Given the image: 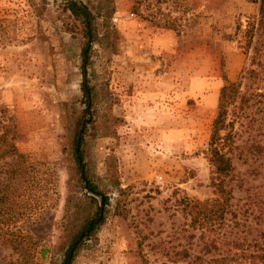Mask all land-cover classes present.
Returning a JSON list of instances; mask_svg holds the SVG:
<instances>
[{
	"label": "rangeland",
	"instance_id": "374dc122",
	"mask_svg": "<svg viewBox=\"0 0 264 264\" xmlns=\"http://www.w3.org/2000/svg\"><path fill=\"white\" fill-rule=\"evenodd\" d=\"M73 1L93 17L85 54L65 0H0V135L32 163L15 227L46 250L39 264H58L60 243L99 205L77 145L108 204L72 264H264L251 258L264 251V32L256 65L243 40L264 0ZM227 83L238 85L223 177L206 151ZM218 181L230 191L222 213ZM15 257L0 247V264Z\"/></svg>",
	"mask_w": 264,
	"mask_h": 264
},
{
	"label": "trees",
	"instance_id": "16d2710c",
	"mask_svg": "<svg viewBox=\"0 0 264 264\" xmlns=\"http://www.w3.org/2000/svg\"><path fill=\"white\" fill-rule=\"evenodd\" d=\"M165 1V0H161ZM136 1L134 4H139ZM68 11L76 18H80L86 44L84 54L90 48L92 42L91 30L93 17L89 10L82 4H78L73 0H65ZM135 9V8H133ZM256 32H264V8L261 14L255 20L248 21L246 28L243 31V40L247 49H251L249 66L256 65L255 60L260 51H257L255 45H259L260 40L253 42ZM253 42V43H252ZM264 53V49L262 50ZM86 60V59H85ZM84 62V56H83ZM251 75L255 72L253 69H248ZM237 85L227 83L222 86L218 92L216 115L212 121L211 131L207 143V155L209 163L213 166L214 172L217 176H227L231 171L229 160L221 152L224 136L221 132L225 126L226 110L229 105L235 102ZM84 88V87H83ZM87 94V93H86ZM87 96V95H86ZM74 161L77 165V172L83 188L93 197L99 199V205L93 212L85 217L78 228L70 234L64 241H62L57 252H61L58 264H72L77 252L82 247L83 243L90 239L98 226L103 222L105 207L108 204L107 197L98 190V188L90 181L82 163V153L78 145L74 149ZM0 158H7L5 163L6 169L1 171L0 175V247L8 248L13 255H16L14 260H8L5 264H39L38 257H44L46 250L40 249L36 251L37 247L30 239L22 233V231L15 227L16 223L26 217L24 213L27 187L33 184V168L32 163L27 162L25 156L18 152L11 139H6L4 135H0ZM52 175V173L50 174ZM37 178V177H36ZM53 181V179H52ZM36 184H38L36 182ZM40 188V187H38ZM215 193L217 199L214 200L219 206V211L222 213L224 205L229 200V189H226L223 181H218L215 184ZM91 203L93 199L90 200ZM196 214L200 212L198 206H194ZM216 211V210H215ZM66 215L68 211L65 212ZM250 257V255H249ZM251 258L257 259L259 262H264V251L260 254L255 253Z\"/></svg>",
	"mask_w": 264,
	"mask_h": 264
},
{
	"label": "water",
	"instance_id": "95a60500",
	"mask_svg": "<svg viewBox=\"0 0 264 264\" xmlns=\"http://www.w3.org/2000/svg\"><path fill=\"white\" fill-rule=\"evenodd\" d=\"M84 76V69L82 68V77Z\"/></svg>",
	"mask_w": 264,
	"mask_h": 264
}]
</instances>
